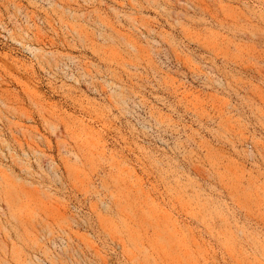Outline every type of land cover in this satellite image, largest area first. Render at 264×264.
Returning a JSON list of instances; mask_svg holds the SVG:
<instances>
[{
    "label": "rangeland",
    "instance_id": "rangeland-1",
    "mask_svg": "<svg viewBox=\"0 0 264 264\" xmlns=\"http://www.w3.org/2000/svg\"><path fill=\"white\" fill-rule=\"evenodd\" d=\"M0 264H264V0H0Z\"/></svg>",
    "mask_w": 264,
    "mask_h": 264
}]
</instances>
